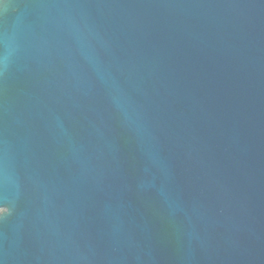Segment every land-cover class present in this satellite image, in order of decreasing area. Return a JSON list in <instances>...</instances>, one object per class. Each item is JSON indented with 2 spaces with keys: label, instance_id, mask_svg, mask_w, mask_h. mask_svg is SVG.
Segmentation results:
<instances>
[{
  "label": "water",
  "instance_id": "obj_1",
  "mask_svg": "<svg viewBox=\"0 0 264 264\" xmlns=\"http://www.w3.org/2000/svg\"><path fill=\"white\" fill-rule=\"evenodd\" d=\"M0 264H264V0H0Z\"/></svg>",
  "mask_w": 264,
  "mask_h": 264
}]
</instances>
